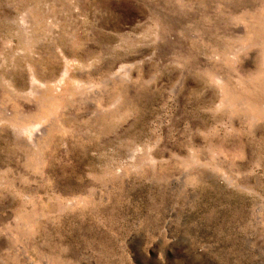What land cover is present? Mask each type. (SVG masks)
<instances>
[{
  "label": "rangeland",
  "instance_id": "obj_1",
  "mask_svg": "<svg viewBox=\"0 0 264 264\" xmlns=\"http://www.w3.org/2000/svg\"><path fill=\"white\" fill-rule=\"evenodd\" d=\"M0 264H264V0H0Z\"/></svg>",
  "mask_w": 264,
  "mask_h": 264
}]
</instances>
